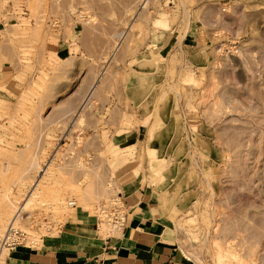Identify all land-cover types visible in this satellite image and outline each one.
Instances as JSON below:
<instances>
[{
    "label": "rangeland",
    "instance_id": "374dc122",
    "mask_svg": "<svg viewBox=\"0 0 264 264\" xmlns=\"http://www.w3.org/2000/svg\"><path fill=\"white\" fill-rule=\"evenodd\" d=\"M126 1L0 0V235L17 215L43 239L105 217L138 87L170 133L135 163L185 254L264 264V0Z\"/></svg>",
    "mask_w": 264,
    "mask_h": 264
},
{
    "label": "crops",
    "instance_id": "0c3cea01",
    "mask_svg": "<svg viewBox=\"0 0 264 264\" xmlns=\"http://www.w3.org/2000/svg\"><path fill=\"white\" fill-rule=\"evenodd\" d=\"M131 1L123 3L127 10ZM136 2L139 14L147 2ZM160 48L147 49L136 59L146 63ZM131 93L135 103L148 112L138 121L112 131L114 143L125 155V163L116 170L129 164L116 179L125 211L124 228L108 235L96 230L95 222H70L58 235L43 239L37 248L19 247L5 255L2 252L0 264H198L180 246L173 212L162 202L164 195H158L151 177L140 173L135 163L141 140L151 137L149 142L156 147L163 141V134L169 135L168 110L166 106H161V111L152 110L150 98L142 88H133ZM161 115L168 127L163 130Z\"/></svg>",
    "mask_w": 264,
    "mask_h": 264
},
{
    "label": "built area",
    "instance_id": "2783aa9c",
    "mask_svg": "<svg viewBox=\"0 0 264 264\" xmlns=\"http://www.w3.org/2000/svg\"><path fill=\"white\" fill-rule=\"evenodd\" d=\"M73 201L69 204H73ZM100 215H104V218H97L95 226L96 230H101V224L106 221L109 225L107 230L108 235H114L120 232L125 225V211L123 206V200L120 194L117 192L115 195V201H103L98 206ZM36 222H34V225ZM33 227V226H32ZM29 224L26 227L15 224V220L8 223L4 232L0 235V255L4 250H15L19 247L37 248L43 240V235L40 233H33L34 228ZM41 226L38 228L40 231Z\"/></svg>",
    "mask_w": 264,
    "mask_h": 264
},
{
    "label": "bare ground",
    "instance_id": "6f19581e",
    "mask_svg": "<svg viewBox=\"0 0 264 264\" xmlns=\"http://www.w3.org/2000/svg\"><path fill=\"white\" fill-rule=\"evenodd\" d=\"M147 0H142V3L144 4L145 2H146ZM120 43L118 42V45H119ZM93 88V87H92ZM92 94V93H91ZM88 96V95H87ZM91 96V95H90ZM87 98V97H86ZM25 205H26V203H25ZM21 207H24V206H21ZM19 216L17 215L16 217H14V220H17V219H19L18 218Z\"/></svg>",
    "mask_w": 264,
    "mask_h": 264
}]
</instances>
